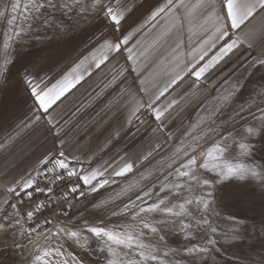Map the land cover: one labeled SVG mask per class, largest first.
<instances>
[{
  "label": "snow or ice",
  "instance_id": "1",
  "mask_svg": "<svg viewBox=\"0 0 264 264\" xmlns=\"http://www.w3.org/2000/svg\"><path fill=\"white\" fill-rule=\"evenodd\" d=\"M20 6L19 0H17L11 5V9L16 12ZM24 8L28 13L34 14L33 20L36 22L35 27L37 29L47 31L54 28L55 22L59 21L64 26V31L67 32L81 19L97 14L102 15L104 20L110 21L119 30L118 26L127 18L135 5L133 4V8H128L126 5H121L118 0L116 3H113V0H29ZM149 11L148 24L154 25V31L159 30L154 42L155 45L161 48L170 46L169 40L172 39V33L178 28L183 29L184 23L187 21L190 26L197 25L202 32L196 41V45H193L195 48L201 42H205L200 53L193 55L192 59L175 73L163 89H158L151 94L143 88V81L140 79L143 72L137 74L136 79L140 81V86L136 88L134 93L125 92L121 88V85H124L128 80L129 74L135 72L136 67L139 66L138 56L141 54L137 53L135 48L128 47L130 41L136 36V32L131 35L122 33L120 38L114 39L112 42L98 40L93 48L99 46L101 49H107V53H102L95 67L99 69L102 64L112 60H125L127 71L114 85L119 95L113 97L109 107L123 105L126 110L132 109L130 115L137 119L141 112L147 111L155 122L156 130L167 140L168 136L165 135L167 133L166 121L171 116V108L175 104V98L162 102L161 97H165L169 89L183 79L184 74L194 77L193 83L200 81L205 78L207 72L225 58L236 55L245 45L249 49L262 45L260 55L249 60L248 67L254 71H264V0H196L195 4L187 2V0H156L154 7ZM3 14L0 13V15ZM189 31H191V27H189ZM208 36H211V40L205 41ZM172 42L175 44L174 51H179L183 41L177 38ZM213 48L216 51L205 60L208 50ZM197 60L204 61V63L197 65ZM8 63L6 58L5 63L0 65V78L5 77L10 71ZM131 64H136V67H132ZM21 82L25 93L30 94L34 100L29 109L31 115L19 121L15 127L0 133V151H9L23 135L34 130L42 121L48 125L45 130L46 133L54 135L63 145L67 121L62 122L63 117L53 105L76 83H79V79L76 81L68 80L66 83L62 82L63 86L57 84L52 88H47V85L41 86L42 81L38 73L26 71ZM243 88L244 85L237 81L231 92L226 93L217 101L219 107L211 112L205 124L207 132L203 138L206 139L209 136L213 138L223 137L224 133L221 129L226 128L230 122L236 121L237 117L244 119V113H248L253 123L248 129V135L245 139L250 140L252 137L264 139V90L259 93H252L244 99L238 112L228 113L227 111L237 100V96ZM145 96L147 99H144ZM204 111L207 112L208 109L205 108ZM217 121H221V123L218 124ZM127 122L130 124L131 120ZM187 132L188 129H184V133ZM227 147L228 144L225 141L224 148ZM239 147L245 154H250L248 143H240ZM215 150L222 151L223 149L216 148ZM183 151V159L177 165L172 166V172L178 177L187 178L185 182H177L172 186L178 190L177 196L183 199V203L179 205L170 204L165 199H160L158 203L145 206L144 201L152 195L151 191H145L143 195L135 194L136 199L125 204L119 213L117 211L112 212V215L120 213L130 215L136 224L139 237H144L145 232L143 230L148 229L149 234L158 236L159 243L145 244L142 241L135 245L129 243L126 246L127 250L122 249V255L115 259L106 257L107 264H152V262L154 264H172L167 259L170 255L180 257L181 260L185 261V264H220L221 261L228 264L225 253L234 245L245 242L246 237L242 231L233 229L229 235L223 230H219L213 222L212 217L215 209H210L208 200L205 198V190L211 187L212 180L199 174L201 167L207 168V165H201L198 161L199 141L193 139L192 144L185 147ZM148 155H151V152ZM117 167L112 168L110 176L124 175L130 172L133 166L129 163L119 167V170ZM45 168L46 170L42 173L43 180H38L29 173L19 180L13 178L10 182L15 184V187H9L7 191L12 193L14 199H19L17 203L10 205L9 201L6 200L0 207V242H3V237L9 236L15 242L14 234L19 230L22 236L28 237V243L31 245L38 243V239H43L48 244H51L52 240H57L56 244H52L43 253L47 259V264H88L89 254L74 246L75 238L79 236L82 230L87 229L96 236H107L109 242L115 240L116 237L111 232H106L102 226L89 227L86 221L81 224L74 217L65 220L64 217L68 216L69 211L75 208L74 203L66 197L57 196L55 199L52 197L55 187L62 186L61 180L71 182L75 177L81 180L84 185H89L90 192L97 191L111 181L107 178L98 179L95 173L91 176H81L75 169L69 170L65 150L48 156ZM32 171L37 172V169L33 168ZM234 171L241 175L246 172L256 175L253 169L246 167L229 169V172ZM50 181L52 182L51 186L47 188L42 186ZM94 181L95 183H93ZM160 189H165V185L161 184ZM184 189L192 191V198L180 196L179 190ZM78 190V185L69 189L73 193ZM168 191L171 192V189ZM33 193L44 195L43 202H37ZM80 195L85 196L86 193L81 192ZM207 195L210 196L211 193L208 192ZM24 197H27L29 201L27 207L31 208L27 212L26 219L22 215L23 209L19 206ZM9 206L12 211H8ZM185 206L189 207L184 212L175 210L177 207L185 209ZM45 211L48 212V215L40 220L41 214ZM141 213L145 217L149 213H156L159 219L154 216L151 219L137 221L136 218ZM34 221L35 227L32 226ZM233 223L238 224L235 221ZM26 224L28 225L27 228H25ZM128 227L132 228L133 225ZM160 232L165 234L160 235ZM34 233L38 239L33 238ZM166 235L182 236L184 240L182 251L181 248H169L165 241ZM127 239L131 241L133 237L129 234ZM61 240L63 243L60 242ZM117 242L120 243V241ZM64 243H67L71 251L64 250ZM26 247L27 245H21V248ZM108 248L111 252L110 244ZM103 251L101 249V252ZM161 252H163L162 255ZM256 264H264V256H261Z\"/></svg>",
  "mask_w": 264,
  "mask_h": 264
},
{
  "label": "crops",
  "instance_id": "2",
  "mask_svg": "<svg viewBox=\"0 0 264 264\" xmlns=\"http://www.w3.org/2000/svg\"><path fill=\"white\" fill-rule=\"evenodd\" d=\"M118 2L128 8L135 5L118 26L119 30L101 15L92 24L64 39L27 48L8 63L10 71L2 78L0 84V133L15 127L19 121L31 115L29 109L34 100L30 94L25 93L21 82L26 71L38 73L42 81L41 86L47 85V88L57 84L63 86L68 80L79 79L80 82L53 105L63 117L62 122L67 121L63 145L54 135L46 133L48 125L42 121L34 130L23 135L9 151H0V207L6 200L9 201V205L12 203V193L7 189L15 187V184L10 183L13 178L19 180L29 173L35 178L37 172H33V168L37 171L44 168L47 157L61 150H65L69 168L77 167L81 176H91L95 173L98 179L107 178L111 181L95 192H90V186L84 185L81 181V188L86 193L84 197L98 194L107 186L130 177L191 118L215 97H219L222 91L248 67L249 60L260 55L262 45L252 49L245 45L236 55L225 58L212 68L200 81L193 83L194 77L184 74L183 79L172 86L165 97H161L162 102L175 98L171 116L166 121L165 135L168 138L165 140V137L156 130L155 122L147 111L141 112L137 119L130 115L132 109L126 110L123 105L109 107L113 97L119 95L114 85L127 71L125 60L106 62L98 69L95 64L99 62L102 53H107V49H101L99 46L93 48V45H96L98 40L112 42L120 38L122 33L131 35L136 32L128 47L135 48L136 52L141 54L138 56L139 66L131 64L132 67H136V71L129 74L128 80L121 88L125 92L134 93L140 86V81L136 79L137 74L143 72L140 78L143 81V88L151 94L163 89L193 55L200 53L205 42H201L195 48L193 45H196L202 32L197 25L190 26L185 21L183 29L178 28L172 33L170 46L161 48L154 43L159 30L154 31V25L148 24L149 10L154 7L156 0ZM187 2L195 4L196 0ZM177 38L183 43L179 51H174L175 44L172 41ZM210 40L211 36L205 38V41ZM215 51L214 48L209 49L205 60ZM202 63L204 61L197 60V65ZM144 99H147V96ZM128 120H131L130 124ZM149 152L151 155H148ZM129 163L133 166L130 172L121 176H110L112 168L123 167ZM26 198L24 197L21 202ZM16 199L18 201L19 198ZM8 211H11L10 206ZM10 238L11 236L2 239L4 241Z\"/></svg>",
  "mask_w": 264,
  "mask_h": 264
},
{
  "label": "rangeland",
  "instance_id": "3",
  "mask_svg": "<svg viewBox=\"0 0 264 264\" xmlns=\"http://www.w3.org/2000/svg\"><path fill=\"white\" fill-rule=\"evenodd\" d=\"M116 1L113 0V3ZM16 2L17 0H0V13H4L0 15V65L5 63L6 58L10 62L14 56L27 48L64 39L71 33L92 24L101 16L99 14L87 16L67 32L64 31V26L56 21L54 28L45 31L35 27L34 14L25 10L24 5L28 4L29 0H19L21 6L13 12L11 5ZM1 80L2 78H0V84ZM237 81L244 85V88L238 94L232 107L227 109L228 113L238 112L244 99L252 93L264 90V71H254L249 67L244 69L219 97H215L210 104L204 107L208 109L207 112L204 109L199 111L134 174L107 186L98 194L88 195L77 201L75 208L64 218L65 220L74 217L78 223L83 224L86 221L89 227L102 226L106 232H111L116 237L115 240L109 242L107 236H96L87 229L82 230L75 238L74 246L89 254L88 264H97V262L107 264L106 257L115 259L122 255V249L127 250L126 246L129 243L133 245L141 241L145 244L159 243L158 236L149 234L148 229L143 230L144 237H139L136 224L130 215L123 213L112 215V212L119 213L125 204L136 199L135 194L143 195L145 191L152 192V195L144 201L145 206L158 203L160 199H165L170 204L183 203V199L177 196L178 190L172 186L177 182H185L187 178L178 177L172 172V166L177 165L183 159V150L192 144L193 139L198 140L200 144L199 163L207 165V168L199 169V174L212 180L211 187L205 190V198L208 200L210 209H215L212 217L214 224L219 230L229 235L233 229H237L242 231L246 237L243 244L234 245L225 253L228 264H256L259 258L264 256V139L256 137L250 140L245 139L253 123L248 113H244V119L237 117L236 121L230 122L226 128L221 129L224 133L223 137L203 138L207 132L205 124L211 112L219 107L217 101L226 93H230ZM184 129H188V132L184 133ZM181 133L184 134L181 135ZM225 141L228 144L227 148H224ZM240 143L250 145V154H245L240 149ZM216 148L223 150L216 151ZM237 167L251 168L256 175L247 172L243 175L235 171L229 172L230 168L236 169ZM161 184L165 185V189H160ZM168 189H171V192ZM208 192L211 193L210 196L207 195ZM179 193L180 196L192 198L190 189L179 190ZM188 207L185 206V209L177 207L175 210L184 212ZM154 216L159 219L156 213H149L147 217L141 213L136 220L151 219ZM129 225L133 227L129 228ZM129 234L133 237L131 241L127 239ZM159 234L164 235L165 233L160 232ZM14 235L15 242L11 237L0 243V264H47L43 253L52 244H56L57 240H52L51 244H48L45 240L38 239L34 233L33 238L38 239V243L31 245L28 243V237L22 236L20 231ZM165 241L169 248H181L182 251L184 244L182 236L166 235ZM60 242L63 243L62 240ZM109 244L111 252H109ZM21 245H27V247L21 248ZM101 249L104 251L101 252ZM64 250L71 251L67 243H64ZM167 259L172 264H185L180 257L170 255ZM220 264L224 262L221 261Z\"/></svg>",
  "mask_w": 264,
  "mask_h": 264
},
{
  "label": "built area",
  "instance_id": "4",
  "mask_svg": "<svg viewBox=\"0 0 264 264\" xmlns=\"http://www.w3.org/2000/svg\"><path fill=\"white\" fill-rule=\"evenodd\" d=\"M50 167V166H48ZM72 169H75L78 173H79V169L77 167H74V168H69V170H72ZM46 170V168H42L40 170L37 171L36 175H35V178L38 179V180H43L44 177L42 176V173ZM59 170V169H58ZM80 174V173H79ZM60 184L62 186H57L55 187V191H54V195L52 197V199H55L57 196L61 197V198H64L66 197L68 200H71L74 205L76 206V203L79 199L83 198L84 196H81L80 193L81 192H84L85 191L81 188V180L73 177V180L71 182H67V181H63L61 180L60 181ZM52 185V182L50 181L49 183H46V184H43L42 186L47 188L49 186ZM79 186V190L75 193L73 192H70L69 189L73 186ZM34 195V199L37 201V202H43V200L45 199V196L42 195V194H37V193H33ZM17 199H12V203H17ZM29 204V201L27 200V198L23 201V202H20L19 206L23 209V212H22V215L23 217L26 219V216H27V212L31 210L30 207H27V205ZM12 211V209H11ZM72 210L69 211V213L71 212ZM45 215H48V212L45 211L41 214L40 216V220H43V217ZM65 218V217H64ZM32 226L35 227V221L32 223Z\"/></svg>",
  "mask_w": 264,
  "mask_h": 264
}]
</instances>
